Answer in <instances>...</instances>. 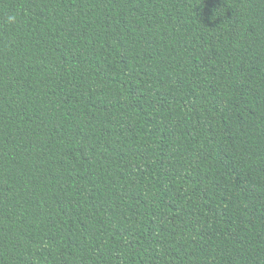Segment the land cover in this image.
I'll return each instance as SVG.
<instances>
[{
    "label": "trees",
    "instance_id": "trees-1",
    "mask_svg": "<svg viewBox=\"0 0 264 264\" xmlns=\"http://www.w3.org/2000/svg\"><path fill=\"white\" fill-rule=\"evenodd\" d=\"M0 264H264V0H0Z\"/></svg>",
    "mask_w": 264,
    "mask_h": 264
}]
</instances>
